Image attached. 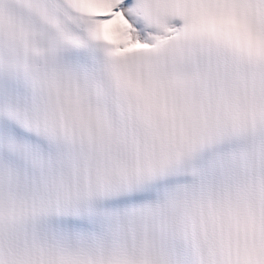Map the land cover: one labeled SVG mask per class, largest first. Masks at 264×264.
<instances>
[{
    "label": "snow or ice",
    "instance_id": "1",
    "mask_svg": "<svg viewBox=\"0 0 264 264\" xmlns=\"http://www.w3.org/2000/svg\"><path fill=\"white\" fill-rule=\"evenodd\" d=\"M0 264H264V0H0Z\"/></svg>",
    "mask_w": 264,
    "mask_h": 264
}]
</instances>
